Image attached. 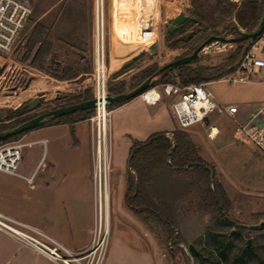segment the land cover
Here are the masks:
<instances>
[{
    "label": "rangeland",
    "instance_id": "374dc122",
    "mask_svg": "<svg viewBox=\"0 0 264 264\" xmlns=\"http://www.w3.org/2000/svg\"><path fill=\"white\" fill-rule=\"evenodd\" d=\"M152 3L148 9H145L139 14L137 11L131 12L128 19V31L123 34V27L126 28V20L122 19V14L126 11H132L133 3L121 2V0H101L102 3V24H103V40L104 47L107 49V42L111 41L110 55L115 53V61H111V71L120 70V58L118 55L122 51H126L121 41L126 38L132 39L133 30L135 31V39L130 45L131 49L128 52L129 56H133L140 48L148 52V46L151 43L158 45V50L155 55L156 64L162 66L171 62L181 53L187 52L191 48H197L208 32L196 33V28L191 31L192 35L185 38L188 42L178 46L176 49L166 52V43L164 41V29L172 18L170 6L164 0H151ZM240 1L237 2L239 4ZM100 0H98L99 6ZM136 6V4H135ZM50 13L47 15L46 11ZM96 0H35L33 8L28 20L23 29L19 33L18 38L14 42L11 52L7 55H0V114H5L8 110H16L15 97L24 87H28L29 82L38 78L46 80V76L50 77L51 72L55 69L60 71L63 66L72 65L78 62L77 57L64 59V50L55 51L52 57L48 55L44 64L43 70H39L37 65L31 63L32 54L25 56V45L30 39V32L36 18L40 13H45V17L40 21L46 26L62 30L64 28L80 30L81 35H85L84 52H79L78 55L84 57L82 64L90 62L91 46L95 32V12ZM177 9H175V12ZM233 22L232 17L227 18L220 26L221 28ZM98 20V25H99ZM118 29L123 35H112L111 30ZM122 30V31H121ZM188 32V33H189ZM240 32L245 33L240 30ZM227 38H236L238 35L225 34ZM150 37L148 40L147 38ZM222 37V36H220ZM264 45V35L258 40ZM257 41V42H258ZM61 44L58 45L60 48ZM210 46V45H209ZM221 44H214L207 53H200L198 60L191 65L192 68L198 67H213L220 64L225 56L232 53L236 48L235 44H227L224 47ZM219 49L220 52L216 51ZM224 48V49H223ZM50 57V58H49ZM113 57V56H112ZM146 56L141 57L144 59ZM108 62V54L106 55ZM55 63V64H54ZM79 63V62H78ZM144 64H138L134 71L129 75L120 79H112L109 71L107 77L108 94L109 90L115 88L118 84H123L127 91L135 82L133 77L142 70ZM108 68V63H107ZM92 71V66H91ZM115 71V72H116ZM178 70L173 71L172 76L176 77ZM253 83V84H251ZM158 86V87H157ZM179 86V85H178ZM45 88L42 84L41 88ZM161 92V115L159 127L161 131L172 132L179 129V125L173 115L170 105L175 101V96H165L162 93L160 85H156ZM208 92L212 94L217 103L222 106L235 105L238 113L234 119L226 115L210 116L206 122L195 124L185 130L195 148L197 156L201 161L213 170L214 178L222 184V188L230 201V210L226 218L231 222L227 228H221L222 220L213 215L199 216L189 210L187 203L177 205L175 215V240L166 241L165 234L160 230H152L140 221L133 212L128 208L125 202V194L127 190V160L128 152L132 143L140 140L142 135L146 134L148 127L146 125H138L140 134L136 137L134 126L125 125L123 128L116 126L117 119L127 117L131 109H122L115 111L110 115L109 125V140H110V173L108 176V238L105 249V255L101 264H185L184 259L178 249H181L187 256L189 264H196L194 256L188 252V246L194 248L204 256V244L209 234L226 235L232 239L235 232L239 231V226L245 225L250 227L252 223L250 219L253 214H264V156L260 154L254 146L245 139L240 138L239 125H245L247 115L257 106L264 103V68L259 74H253L248 78V83H227L224 80L213 81L205 85ZM129 93V92H126ZM124 93V94H126ZM11 96L5 98L3 96ZM27 105V104H26ZM36 106L31 110L35 111ZM84 126H87L84 124ZM214 126L217 128V135L210 138L209 128ZM141 132V133H140ZM170 137V135H167ZM22 137V136H21ZM21 137L15 141L21 142ZM42 144H36L31 148H24L21 151V161L24 168L29 167L28 158L26 156H42L44 164H49L54 156L67 157L72 153L69 151L67 143L61 142L59 150L51 148V141L48 136L41 135L37 138L46 139ZM63 137L61 138V140ZM25 139L24 141H26ZM57 150V151H56ZM81 156V152L79 153ZM90 157V171L92 172V160ZM66 160V159H65ZM57 170H67L68 165L71 168H77L74 162L63 164V161L57 162ZM18 173H23L22 167L17 169ZM8 183L13 182L11 178L5 179ZM74 182L75 180H71ZM7 182L1 186L4 205L7 210L3 213L11 218L18 219L15 215L12 201V189ZM70 182V181H69ZM68 181L64 184L59 181V178L54 179V190L56 195L51 205L49 202V213L47 211H39L35 219L37 222L45 224L54 221L67 220L71 216V212L67 210L66 203H69L68 196L65 191L61 190L67 187ZM67 189V188H66ZM94 194V190L92 192ZM95 195V194H94ZM95 198V196H94ZM94 198L91 199V209L89 222L91 227V235L97 222V207H95V222H94ZM96 206V203H95ZM52 207V209H51ZM188 212L184 215L181 213ZM87 214V213H86ZM52 218H48V216ZM51 225V223H50ZM52 226V225H51ZM258 228V226L256 227ZM39 230L47 235L46 228ZM242 232V231H241ZM243 240H251V243L256 244L258 241L254 234L242 232ZM50 236V235H49ZM51 237V236H50ZM92 238V236H91ZM177 243V244H176ZM176 244V245H174ZM173 252L172 254H169Z\"/></svg>",
    "mask_w": 264,
    "mask_h": 264
},
{
    "label": "trees",
    "instance_id": "16d2710c",
    "mask_svg": "<svg viewBox=\"0 0 264 264\" xmlns=\"http://www.w3.org/2000/svg\"><path fill=\"white\" fill-rule=\"evenodd\" d=\"M165 1L170 7L187 15V20L181 30L166 39V52L176 49L179 44L182 45L188 42L189 40L185 39L184 35L193 28H196V33L208 32L204 39L210 36L220 37L224 34L238 35L240 30L251 33L257 28L264 7V0H240L239 4L231 0ZM230 17H232L233 22L218 31L224 21ZM263 35L256 38L254 42L236 43L234 51L227 54L217 66L192 68L191 65L195 61L174 70L165 71L154 79L151 88L165 84H177L180 88H183L190 84L220 80L235 71L241 55L260 40ZM33 46L34 41L29 40L25 45L23 58L31 54ZM194 50V48H191L172 61L190 56ZM49 52L48 44L44 41L40 42L39 47L32 56L31 63L37 65L39 70H43L42 65ZM139 60L141 58L134 63ZM159 68L160 66L154 63L140 70L133 77L134 84L127 91L124 85L120 83L109 90L108 96H118L134 90ZM129 69L130 67L113 72L111 78L117 79ZM175 70H178L176 77L172 76ZM73 76H75V72L70 69L51 73V77L57 81L70 79ZM46 84L45 82L44 85ZM44 90L37 93L27 86L21 89L15 97L16 110H8L5 114H0V132L12 130L45 112L91 100L88 96L49 97ZM3 96L11 98V96H5V94ZM19 97H24V100L20 101ZM34 100L38 101L35 111L21 110ZM124 103L109 105L108 109L112 110ZM91 113L92 109L75 112L63 117L49 118L39 128L47 125H71L86 121ZM26 133L28 132L10 137L0 141V143L15 141ZM169 135L170 137L167 136V133H156L145 141H134L130 146L125 194V202L128 208L152 230L160 229L165 234L166 243L175 240L177 205L183 203L191 205L187 211L196 213L199 216H216L222 220L221 228L229 227L231 222L226 218V215L231 207L230 201L222 188V184L215 180L213 170L197 156L186 132L178 129L172 131ZM186 213L188 212L185 211L181 214ZM263 220L264 214H253L250 219L252 222L250 227L246 228L245 225L247 224L239 226L240 232H235L232 239L218 233L209 234L203 247L204 256H194L196 264H264V223L260 224ZM257 226L258 228H256ZM241 231L254 234L258 242L256 244L251 243L249 247L246 246ZM176 251L182 255L185 264H189L184 252L181 249ZM169 254L173 255V252L169 250Z\"/></svg>",
    "mask_w": 264,
    "mask_h": 264
},
{
    "label": "crops",
    "instance_id": "0c3cea01",
    "mask_svg": "<svg viewBox=\"0 0 264 264\" xmlns=\"http://www.w3.org/2000/svg\"><path fill=\"white\" fill-rule=\"evenodd\" d=\"M233 2H238L240 0H231ZM33 8V5H32ZM133 10V6L131 8ZM32 12V10H31ZM132 11H126L125 14H122V19L128 21L131 16ZM50 13L49 10L46 11L48 15ZM31 14V13H30ZM45 17V13H40V15L36 18L35 23L30 32L29 40L34 41V46L32 51H36L39 47L40 42L44 41L48 44L49 47V55L51 53H55V51H60V49L64 50V59L66 57L73 58L77 57L78 62H75L72 65L63 66L60 70L70 69L72 72H75V76L70 79H65L63 81H57L54 78L46 76V80L44 79H35L29 82V89L35 90L37 93L44 90L42 84L45 82L46 93L49 97H67V96H79L84 97L88 96L92 100L93 96V86H92V76H91V66H92V58L93 54H91L90 62L82 64L84 61V57L79 56V52H84V44L85 35H81L80 30L76 29H68L64 28L62 30H56L50 26L44 25L40 22ZM123 34L128 31V22L126 23V28ZM122 31V30H121ZM113 36L117 38L119 35H123L119 33L118 29L111 30ZM119 38V37H118ZM117 38V39H118ZM28 40V41H29ZM119 40V39H118ZM122 42V41H121ZM61 44L60 48L58 45ZM123 46L126 47V51H122L121 54L118 55L120 58V65L130 58L128 52H130L131 46L133 43H124ZM93 45L94 40H92L91 53H93ZM105 45V44H104ZM111 41L107 42L104 47L106 55L108 54V74L109 71L112 74L116 70H112L111 61H115V53L112 56L109 53L110 51ZM158 50V45H157ZM33 52V54H34ZM32 54V56H33ZM54 54L51 55V57ZM50 58V57H49ZM156 58L153 56L152 58L145 57L144 59L137 61V63H133L130 66V69L119 76L117 79L121 77L129 75L132 71H134L141 63L144 64V68H147L154 63L156 64ZM107 61V60H106ZM55 64V63H54ZM161 67V66H160ZM142 69V70H143ZM56 70L54 69L53 72ZM139 72V71H138ZM261 70L258 72V74ZM52 73V72H51ZM122 79V78H121ZM222 80V79H220ZM217 80V81H220ZM210 83V82H209ZM248 83V82H247ZM52 84V86H51ZM208 84V83H206ZM253 84V83H251ZM158 87V86H157ZM155 86L154 91L155 94L158 95L159 100L155 103L146 102L141 97L134 98L114 109L111 110V115L117 111L122 109H131L127 114V117H120L117 119V125L120 128H123L126 124L134 126L136 137L140 134L138 132V125H146L148 127V132L142 135L141 141H145L151 135L156 133H167L168 131H161L159 127L160 123V113H161V92L158 91ZM155 97V96H154ZM20 101L24 100V97H19ZM235 106V105H229ZM238 113V112H237ZM86 124L87 126H84ZM217 129V128H216ZM139 133V132H138ZM141 133V132H140ZM219 133V132H218ZM46 135L50 138L51 148H55L59 150V146L64 141L67 143L69 151L72 153L68 155L66 158L61 157L59 155L52 157L51 163L44 164L42 161V156H26L29 167L25 168L21 166L22 161L20 159V163L17 169L22 167L23 173L16 172L15 175L6 174L0 172V213L5 215L3 212L7 210L4 205V198L1 191V186L4 182H7L5 179L11 178L13 182L8 183L10 189H12V201L14 202L13 210L15 215H18V219H15L39 232V228H46V232L48 233L46 236L54 240L55 242L63 245L68 251L73 253H81L86 250L91 241V227L90 222L88 221L90 218L91 209V199L94 198V194H92L94 190L93 181H92V172L90 171V126L87 121H81L77 123H73L71 125L68 124H60V125H47L35 130H32L21 137V142L25 144L24 148H31L36 144H40L41 141H45L46 139L37 138L41 135ZM63 139L61 140V138ZM27 139L26 141H24ZM138 141V140H136ZM140 141V140H139ZM56 150V151H57ZM81 152V156L80 153ZM66 159V160H65ZM60 160L64 163H72L77 164V168H71L69 165L67 170H57L56 163L60 162ZM27 164V163H26ZM59 178V181L62 184L65 181H70L67 184V189L64 188L61 191L66 193L68 196L69 203H66L67 210L71 212V216L67 220L63 221H54L51 220L45 224L38 223L35 219L36 214L39 211H47L49 213V202L51 205L54 201V197L56 195L55 190L53 189L55 186L54 179ZM31 179L29 182L28 180ZM75 180L72 182L71 180ZM53 206V205H52ZM94 222H95V198H94ZM52 209V207H51ZM87 213V214H86ZM7 216V215H5ZM9 217V216H8ZM11 218V217H10ZM48 218H52V216H48ZM51 223V225H50ZM42 233V232H41ZM44 234V233H43ZM51 237H50V236ZM0 264H53L44 256L36 253L31 248L22 245L12 237L0 232Z\"/></svg>",
    "mask_w": 264,
    "mask_h": 264
},
{
    "label": "built area",
    "instance_id": "2783aa9c",
    "mask_svg": "<svg viewBox=\"0 0 264 264\" xmlns=\"http://www.w3.org/2000/svg\"><path fill=\"white\" fill-rule=\"evenodd\" d=\"M35 0H0V55L11 52L12 46L30 16ZM95 32L92 58V86L94 107L86 120L90 126V155L92 160V181L97 222L90 244L81 253L68 251L45 234L0 213V232L12 237L24 246L44 256L53 264H101L105 255L108 238V176L110 173L109 125L111 110L108 109L107 77L108 68L103 40L102 3L96 0ZM98 20L100 27L98 25ZM243 31V30H242ZM216 43L205 47V54ZM220 44V43H218ZM224 47L227 44H221ZM224 49V48H223ZM216 51L220 52L217 48ZM264 68L263 42L258 41L240 57L235 71L222 78L227 83H247L248 78ZM206 83L190 84L180 88L177 84L160 85L165 96H175L170 105L179 129L185 130L195 124L203 123L210 116L226 115L234 119L238 112L236 106H222L205 88ZM154 87L142 96L146 102L155 104L159 97ZM149 95V99L145 98ZM155 96V97H154ZM240 138L248 140L264 156V103L254 108L248 115L245 125H239ZM209 137L216 136L217 129L209 128ZM45 141H41L43 145ZM25 144L19 141L0 143V172L15 175ZM29 182L31 179L28 180Z\"/></svg>",
    "mask_w": 264,
    "mask_h": 264
},
{
    "label": "water",
    "instance_id": "95a60500",
    "mask_svg": "<svg viewBox=\"0 0 264 264\" xmlns=\"http://www.w3.org/2000/svg\"><path fill=\"white\" fill-rule=\"evenodd\" d=\"M187 20V15L182 12L178 11L176 16L171 20L169 26L166 29V34H172L173 32L181 29L185 22ZM264 34V7H263V12L262 16L260 19V22L257 26V28L252 31L251 33H242L240 32L238 34V37L236 38H227L226 35L224 34L222 37L219 36H210L207 38L204 42H202L190 56L174 60L172 62H169L165 65H162L152 76H150L147 80H145L141 85H139L137 88L134 90L130 91L129 93L126 94H121L118 96H108L106 99L107 105H113L117 103H124L128 102L134 98L142 96L146 91H148L151 86L154 83V79L158 77L160 74H162L165 71L168 70H174L180 66L188 65L190 63H193L198 60V57L201 53V51L213 44V43H220V44H236V43H241L244 41H249V42H254L256 38H259ZM192 35V32L186 33L184 35V38H188V36ZM150 37L147 38V40ZM157 53V45L155 43H151L148 46V52H145L142 48H140L136 53L133 54L130 58L126 59L122 65L121 69H125L130 67L136 60L140 59L143 55L146 56L147 58H152L155 56ZM36 105H38V101L34 100L31 101L26 110L30 111L32 110ZM94 107V100H88L79 104H74L71 106L63 107V108H57L55 110H51L48 112H45L43 114H40L24 123L21 125L15 127L12 130L5 131V132H0V141L6 140L10 137L22 134L24 132H30L31 130H35L36 128H39L44 121H46L49 118H56V117H63L68 114H72L75 112L79 111H84V110H91ZM25 108H21V110H24ZM264 223V220L260 223ZM251 240L246 241V246L251 245ZM188 252L192 256H198L201 257V253L198 252L194 246L189 245L188 246Z\"/></svg>",
    "mask_w": 264,
    "mask_h": 264
},
{
    "label": "flooded vegetation",
    "instance_id": "af4514ba",
    "mask_svg": "<svg viewBox=\"0 0 264 264\" xmlns=\"http://www.w3.org/2000/svg\"><path fill=\"white\" fill-rule=\"evenodd\" d=\"M165 1V0H164ZM121 2H131V3H133V10H132V12H134V10L135 11H137V13L139 14V16H140V13H142L145 9H148L149 8V5L152 3V1L151 0H121ZM166 2V1H165ZM135 4H136V6H135ZM170 11L172 12V18L170 19V21H169V23L167 24V26L165 27V31H166V29H167V27L169 26V24H170V22H171V20L176 16V14H177V12H178V10L175 12V8H172V7H170ZM181 29H179V30H177V31H175V32H173L172 34H166V32L164 31V41H166V39H168V38H170L172 35H174V34H177L179 31H180ZM135 31H136V29L135 30H133V37H132V39H129V38H126V39H124L122 42H124V43H130V42H133L134 41V39H135ZM178 46H180V44L178 45ZM194 49H196V47L194 48ZM172 62V61H171ZM165 65V64H164ZM28 106V105H27ZM27 106H26V108H27ZM37 106V105H36ZM25 108V109H26ZM28 111V110H27ZM36 117V116H35Z\"/></svg>",
    "mask_w": 264,
    "mask_h": 264
},
{
    "label": "bare ground",
    "instance_id": "6f19581e",
    "mask_svg": "<svg viewBox=\"0 0 264 264\" xmlns=\"http://www.w3.org/2000/svg\"><path fill=\"white\" fill-rule=\"evenodd\" d=\"M99 27H100V24H99ZM145 98L149 99V95L146 96ZM106 216H107V218H108V208H106Z\"/></svg>",
    "mask_w": 264,
    "mask_h": 264
}]
</instances>
